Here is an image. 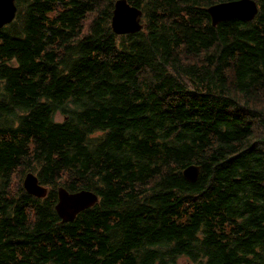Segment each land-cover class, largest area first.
<instances>
[{
    "label": "trees",
    "instance_id": "1",
    "mask_svg": "<svg viewBox=\"0 0 264 264\" xmlns=\"http://www.w3.org/2000/svg\"><path fill=\"white\" fill-rule=\"evenodd\" d=\"M114 1L15 0L0 28V264H264V0L216 25L227 0H127L124 34ZM60 186L97 201L62 222Z\"/></svg>",
    "mask_w": 264,
    "mask_h": 264
},
{
    "label": "water",
    "instance_id": "2",
    "mask_svg": "<svg viewBox=\"0 0 264 264\" xmlns=\"http://www.w3.org/2000/svg\"><path fill=\"white\" fill-rule=\"evenodd\" d=\"M257 4L251 0H227L211 4L207 8L212 25L219 21L236 18L239 20H251L257 13ZM15 0H0V28L9 23L15 16ZM142 10L127 0H115L113 4L111 27L114 33H134L141 29L140 19ZM199 172L198 165L187 166L182 174L188 181H195ZM25 191L36 197L46 194V187L38 182V178L32 172H27L23 179ZM97 201V194L88 189L68 191L58 187L57 201L54 205L56 213L62 222L72 221L80 211L92 206Z\"/></svg>",
    "mask_w": 264,
    "mask_h": 264
},
{
    "label": "rangeland",
    "instance_id": "3",
    "mask_svg": "<svg viewBox=\"0 0 264 264\" xmlns=\"http://www.w3.org/2000/svg\"><path fill=\"white\" fill-rule=\"evenodd\" d=\"M12 21V20H11ZM10 21V22H11ZM140 23L142 24V28L144 27L143 25V21H142V17L140 19ZM8 24V23H7ZM56 119L57 120H61L62 119V116L60 115V113H57L56 114ZM28 172V171H27ZM25 172V174L27 173ZM22 185H23V180H22ZM161 264H194V262H192L191 260H189L187 257L185 256H179L177 257L174 262H164V263H161Z\"/></svg>",
    "mask_w": 264,
    "mask_h": 264
},
{
    "label": "bare ground",
    "instance_id": "4",
    "mask_svg": "<svg viewBox=\"0 0 264 264\" xmlns=\"http://www.w3.org/2000/svg\"><path fill=\"white\" fill-rule=\"evenodd\" d=\"M251 1L254 2V3H256L254 0H251ZM256 4H257V3H256ZM209 6H210V5H209ZM209 6H208V7H209ZM257 8H258V6H257ZM16 9H17V8H16ZM112 10H113V9H112ZM257 12H258V10H257ZM256 14H257V13H256ZM256 14H255V16H256ZM111 16H112V14H111ZM209 16H210V15H209ZM255 16H254V17H255ZM254 17H253V18H254ZM253 18H252V19H253ZM210 19H211V18H210ZM232 19H234V18H232ZM235 19H236V18H235ZM252 19H251V20H252ZM224 21H225V20H224ZM243 21H250V20H243ZM219 22H220V21H219ZM110 24H111V19H110ZM141 28H142V27H141ZM111 29H112V27H111ZM190 165H192V164H190ZM188 166H189V165H188ZM183 170H184V169H183ZM182 172H183V171H182ZM25 175H26V174H25ZM25 175H24V177H25ZM23 179H24V178H23ZM60 187H62V186H60ZM63 188H64V187H63ZM46 189H47V188H46ZM57 190H58V188H57ZM46 192H47V191H46ZM31 195H32V194H31ZM56 214H57V213H56ZM57 215H58V214H57ZM58 216H59V215H58ZM59 218L61 219L60 216H59Z\"/></svg>",
    "mask_w": 264,
    "mask_h": 264
}]
</instances>
